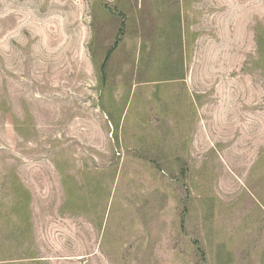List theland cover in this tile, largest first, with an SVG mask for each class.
<instances>
[{
    "label": "rangeland",
    "instance_id": "rangeland-1",
    "mask_svg": "<svg viewBox=\"0 0 264 264\" xmlns=\"http://www.w3.org/2000/svg\"><path fill=\"white\" fill-rule=\"evenodd\" d=\"M0 264H264V0H0Z\"/></svg>",
    "mask_w": 264,
    "mask_h": 264
}]
</instances>
